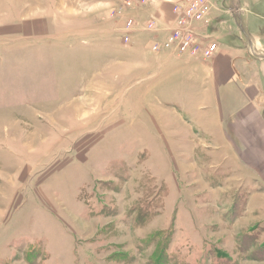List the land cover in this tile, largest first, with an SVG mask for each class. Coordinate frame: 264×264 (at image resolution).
Returning <instances> with one entry per match:
<instances>
[{
    "label": "rangeland",
    "instance_id": "1",
    "mask_svg": "<svg viewBox=\"0 0 264 264\" xmlns=\"http://www.w3.org/2000/svg\"><path fill=\"white\" fill-rule=\"evenodd\" d=\"M203 1L216 29L239 33L247 12L264 47V0ZM90 9L0 0V264H264V200L249 199L263 186L225 183L201 142H170L165 107L167 140L154 135L139 78L121 75V9L103 14L109 34ZM206 19L183 30L205 36Z\"/></svg>",
    "mask_w": 264,
    "mask_h": 264
},
{
    "label": "crops",
    "instance_id": "2",
    "mask_svg": "<svg viewBox=\"0 0 264 264\" xmlns=\"http://www.w3.org/2000/svg\"><path fill=\"white\" fill-rule=\"evenodd\" d=\"M74 1L90 3L96 20L93 30L98 31L99 26L105 25L107 33H112L109 30L115 28L113 22L103 16L108 9L122 11L116 21L119 27L114 29L122 32L121 37L127 18L135 21L130 32L128 59L122 61L126 67L121 75L139 78L136 87L139 103H143V110L150 111L148 118L152 121L147 123L153 127L156 137L161 136L158 139L167 140L168 134L170 142L193 143L195 151L197 142H201L203 150H198L200 153H195L196 156L217 159V171L229 175L225 183L234 180L238 187L248 183L254 188H258V184L264 188V47L258 37L261 31L250 28L253 22L247 12L235 18V29L239 33L223 25L216 29L214 25L226 20L216 19L211 12L206 19V35L210 38L211 34L212 39L202 35L199 42L202 45L216 42V48L213 55L205 59L151 50V44L166 38L167 28L175 19L172 4L176 0H134L130 7L124 6V0ZM249 12L254 14L251 9ZM150 20L157 23L156 29H146ZM244 23L250 29L244 28ZM259 26L264 28V24L259 23ZM108 34L95 38L92 43H109ZM162 107L167 108L170 115L174 114L179 124L175 128L170 124L171 131L165 137L161 132L166 120ZM213 161L211 168L215 167ZM249 199L250 202L263 201L264 193L253 194Z\"/></svg>",
    "mask_w": 264,
    "mask_h": 264
},
{
    "label": "built area",
    "instance_id": "3",
    "mask_svg": "<svg viewBox=\"0 0 264 264\" xmlns=\"http://www.w3.org/2000/svg\"><path fill=\"white\" fill-rule=\"evenodd\" d=\"M133 1L134 0H124V4L130 5L134 3ZM144 1L146 2V0H142V2ZM174 4H176L175 7L177 8L176 11H174L176 15L174 19V21H176V28L168 32L166 38L162 42H154L151 44V50L158 51L161 48L174 46V50L179 55L189 54L190 56H200L205 59L210 58L216 48V42L210 41L202 45L201 42H199V38L201 37L183 30L187 22L190 21L195 24L207 18L209 4L203 0H177ZM151 23H153L152 20L149 21L148 25ZM131 24L132 22L129 19L124 26L125 30L122 35V40L126 43L130 41L129 30ZM205 38H209L208 35H205Z\"/></svg>",
    "mask_w": 264,
    "mask_h": 264
}]
</instances>
